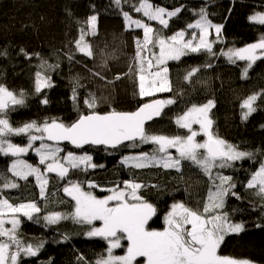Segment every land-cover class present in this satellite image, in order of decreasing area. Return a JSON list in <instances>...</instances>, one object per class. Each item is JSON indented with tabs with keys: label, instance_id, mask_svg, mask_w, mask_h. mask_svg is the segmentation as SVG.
<instances>
[{
	"label": "snow or ice",
	"instance_id": "snow-or-ice-1",
	"mask_svg": "<svg viewBox=\"0 0 264 264\" xmlns=\"http://www.w3.org/2000/svg\"><path fill=\"white\" fill-rule=\"evenodd\" d=\"M113 2L118 8L121 7L122 0ZM124 2L131 5L132 11L142 13L148 21L157 22L161 28L156 29L142 19H133L129 11L121 8L125 30H130L133 26L143 30V39L135 40L133 62L128 72L115 74L112 79L105 75V70L108 69L106 59L102 60L100 65L90 68L89 72L94 81L102 82L101 86L104 88L114 87L115 82L123 76H134L136 95L144 102L135 111H118L111 106L109 96L103 93L97 95L96 92L86 91L81 97L78 89L86 86L80 84L77 79L71 97L74 111L77 112L75 120L65 123L62 119L52 118L41 123L31 121L14 127L8 119V112L15 110V106H25V93L21 91L16 94L0 84V153L16 157L9 171L19 180L28 181L29 177H35L40 199L46 198V186L49 183L47 174L54 173L58 181H63L62 191L74 202V210L67 214L51 212L42 219L47 225L57 224L62 219L89 225V237H100L107 241V255H102L95 264H256L250 259H237L220 254L221 245L227 236H238L247 229L244 222L233 221L231 214L224 210L229 197L243 199L236 191L237 182L232 175H225L217 170L235 169L237 161H255L256 154L240 150L238 145L226 141L216 133L212 118L215 100L208 99L201 104L191 103L175 117V125L178 129L186 130L184 134H154L146 127L149 121L161 116L165 107L176 104V96L182 94L174 86L168 62H179L182 57L193 54L216 57L218 54L213 50L216 41L211 40L210 36L214 30L216 40H219L223 25L212 23L206 9L201 8L198 19L187 24V30L191 31L180 30L166 36L163 29L169 27L171 18L177 17L183 11V6L169 10L154 6L149 0H138L135 4L131 3V0ZM97 21V15H90L83 22L79 37L70 42L74 47L66 53L70 62L75 60L76 53L95 60L93 46L86 37L97 35ZM249 21L264 25V13H254L249 17ZM20 53L26 59L31 60L35 55L41 60L38 68L44 71L38 70L35 73V93L40 94L45 88L52 87L47 71L55 70L59 63L48 64L39 53H28L23 48ZM7 55V50L0 51V56ZM219 55L225 56L230 63L245 61L242 78L246 79L248 70L256 61L264 60V35L257 42L243 48L221 50ZM212 66L210 62L203 65L207 68ZM200 71L201 66L187 69L183 82L189 86L194 85L197 81L193 78ZM164 92L174 95L167 99L154 98L158 93ZM262 96L264 90L252 93L242 101V121H247L257 111L256 102ZM40 103L47 105L49 101L45 96ZM102 103L109 105L108 111L97 110ZM194 125L198 128H194ZM22 135L27 137V144L24 146L12 143L9 139L11 136ZM198 137H203V140H198ZM36 141L40 143L34 148ZM64 142L77 149L88 145L113 150L121 147L139 148L150 144L153 146L151 152L124 156L121 164L134 169L156 167L175 170L183 177L184 162H188L190 167H196L207 177V194L203 203L198 201L196 207L184 202L172 203L163 215L162 230H154L150 221L158 216V209L141 195V190L147 187L159 188V185H147L133 178L105 189L91 180H73L70 176L73 170L87 172L89 168H103L104 165L93 163L92 156L86 153L76 155L68 151L61 156L65 149L60 145ZM33 148L39 157L40 165H44L43 169L19 158ZM171 150H175V155ZM0 181V191L20 186L6 176H0ZM244 187L251 191V195L259 198L261 216L264 217V159H261L259 167L250 173ZM97 188L109 194L98 197L93 192ZM41 211L35 201L14 205L9 199L0 198V238H6L0 239V264H19L21 254L28 257L37 256L43 244L33 246L21 243L16 231L20 220L16 214L20 213L32 220L34 214ZM6 216L10 218L5 219ZM39 219L37 217L35 222H39ZM95 222H100L99 226H96ZM6 224H10L11 228H6ZM255 227L264 228V220L256 223ZM68 239L65 235L64 240ZM125 241L126 244L123 243ZM119 248L125 249L123 255L114 254L113 250Z\"/></svg>",
	"mask_w": 264,
	"mask_h": 264
},
{
	"label": "trees",
	"instance_id": "trees-1",
	"mask_svg": "<svg viewBox=\"0 0 264 264\" xmlns=\"http://www.w3.org/2000/svg\"><path fill=\"white\" fill-rule=\"evenodd\" d=\"M131 3H138V0H131ZM149 3L169 10L183 6V11L170 19L169 27L163 29L166 36L187 30V24L198 19L201 8L206 9L212 23L223 25L219 40H216L214 30L210 36L211 40L216 41L213 44V50L218 54L216 57L193 54L182 57L179 62H168L174 86L182 94L176 96V104L165 107L160 118L147 128L154 134H184L186 130L178 129L175 125V117L191 103L201 104L208 99L215 100L212 118L216 133L226 141L238 145L240 150L256 154L255 161H237L235 169L217 170L225 175H232L237 182L236 191L243 199L229 197L224 210L231 214L233 221L244 222L247 229L238 236H227L221 245L220 254L264 264V228L255 227L256 223L264 220L260 200L244 187L250 173L264 159V96L257 100V111L247 121H242L240 107L246 97L264 90V60H257L244 79L242 71L245 61L230 63L225 56L219 55L221 50L243 48L257 42L264 35V25L249 21L254 13H264V0H149ZM121 8L129 11L133 19H142L156 29L161 28L158 23L148 21L141 13L132 11L131 5L124 0L120 8L113 0H0V51L7 50L8 53L7 56H0V84L16 94L23 91L26 97L25 106H15V110L8 112V119L14 127L31 121L41 123L52 118L62 119L65 123L75 120L77 112L74 111L71 97L77 79L86 86L78 89L81 97L86 91L96 92L97 95L103 93L109 96L111 106L118 111H135L144 102L136 95L134 76H123L115 82L114 87L104 88L101 86L102 82L94 81L89 72L90 68L100 65L104 59L108 65L105 75L109 79L115 74L128 72L135 55V40H142L143 32L125 30ZM90 15L98 17L97 35L86 37L93 46L95 60L76 53L75 60L70 62L66 55L74 47L70 42L79 37V29ZM21 48L28 53H39L48 64L59 63L58 68L47 71L52 87L45 88L40 94L35 93V73L38 70L44 71L38 68L41 60L35 55L31 60L26 59L20 53ZM209 62L213 65L211 68L203 67ZM195 66H201V71L193 78L197 82L189 86L183 82V76L187 69ZM173 95L174 93L166 92L154 98L167 99ZM45 96L49 101L47 105L40 103ZM97 110L108 111L109 105L102 103ZM198 138L203 140V137ZM9 139L19 145L27 143V137L23 135L11 136ZM61 147L67 152L91 155L93 163L104 165L103 168H90L87 172L73 170L70 172L73 180H91L105 189L133 178L147 185H159V188L147 187L141 190V195L158 209V216L150 221L154 230H162L163 215L172 203L184 202L196 207L198 201L203 203L207 194V177L194 166L190 167L188 162H184L183 177L175 170L156 167L134 169L121 164L124 156L151 152L153 146L150 144L116 150L103 147H84L78 150L69 146ZM28 159L37 163V159L31 155ZM12 160L0 153V176L15 180L20 186L0 191V198H7L14 205L35 201L42 209L40 213L34 214L32 220L21 218L16 230L21 243L33 246L42 243L43 246L35 257L21 254L19 264H95L102 255L106 256L107 244L104 240L85 237L89 225L76 224L71 219L47 225L42 219L51 212L67 214L74 210L73 202L62 191L63 181L50 177L46 198L40 199L33 178L24 181L12 176L9 171ZM84 187L87 189L86 184ZM93 192L98 197L108 194L99 188ZM233 209L237 211L233 212ZM37 217L40 218L39 222H35ZM65 235L69 237L67 241L64 240ZM123 243L126 244V241ZM124 252L125 249L120 248L115 253ZM79 257L84 259L80 260Z\"/></svg>",
	"mask_w": 264,
	"mask_h": 264
},
{
	"label": "rangeland",
	"instance_id": "rangeland-1",
	"mask_svg": "<svg viewBox=\"0 0 264 264\" xmlns=\"http://www.w3.org/2000/svg\"><path fill=\"white\" fill-rule=\"evenodd\" d=\"M172 19V18H171ZM150 22H154V23H157V22H155V21H150ZM130 30H133V28L132 29H130ZM136 30H140V29H136ZM142 32H143V30H142ZM164 93H166V92H164ZM159 94H163V93H158L157 95H159ZM194 128H198V126H196V125H194L193 126ZM198 140H200L199 138H197ZM27 140V139H26ZM13 143V142H12ZM39 141H36V143H35V145H34V148L35 147H38L39 146ZM27 144V143H26ZM26 144H24V145H26ZM24 145H21V146H24ZM34 148L32 149V150H30L27 154H25V155H22L21 157H19L20 159H22V160H25L26 162H28L29 164H32L34 167H39V168H41V169H43L44 168V165H40V163H39V157L36 155V153H35V151H34ZM172 151V153H173V155H175V150H171ZM67 153V151H65V152H63V153H61L60 155L61 156H63V155H65ZM3 156H6V155H4L3 153H1ZM76 154V153H75ZM33 156V157H35L36 159H37V163L36 164H34L30 159H28V157L29 156ZM76 155H83V154H76ZM136 155H138V154H136ZM9 157H11L13 160L14 159H16V157H12V156H10V155H8ZM127 156H134L133 154H129V155H127ZM12 160V161H13ZM122 160V159H121ZM11 164H12V162H11ZM11 164H10V168H11ZM124 167H128V166H126V165H123ZM185 166V165H184ZM83 167V166H82ZM130 168V167H129ZM194 168H196V167H194ZM90 169V168H89ZM197 169V168H196ZM198 171H199V169H197ZM48 176H49V181H50V177H56L55 176V174L54 173H49V174H47ZM16 178V177H15ZM29 178H33L34 179V181H35V183H36V180H35V177H29ZM16 179H18V178H16ZM36 185H37V183H36ZM37 187H38V185H37ZM47 187V186H46ZM4 190H10V189H4ZM38 190H39V187H38ZM109 194V193H108ZM107 194V195H108ZM102 198V197H101ZM73 204H74V202H73ZM16 216H17V218L20 220V223H21V218H26V219H28L27 217H25V216H23L22 214H20V213H17L16 214ZM8 218H10L9 216H6L5 217V219H8ZM99 223L100 222H95V225L96 226H99ZM19 226H20V224L18 225V227H17V229L19 228ZM5 227L6 228H11V225L10 224H6L5 225ZM85 237L86 238H88V239H100V240H103V239H101L100 237H89L88 235H87V233H86V235H85ZM0 239H6V238H0ZM105 241V240H104ZM106 242V244H107V241H105ZM120 249V248H119ZM118 249H114L113 251H114V254L115 255H123V254H118V253H115L116 251H117Z\"/></svg>",
	"mask_w": 264,
	"mask_h": 264
},
{
	"label": "water",
	"instance_id": "water-1",
	"mask_svg": "<svg viewBox=\"0 0 264 264\" xmlns=\"http://www.w3.org/2000/svg\"><path fill=\"white\" fill-rule=\"evenodd\" d=\"M159 118H160V117H157V118H155L154 120H157V119H159ZM154 120L149 121L148 124L146 125V127H147L148 125H150L151 123H153ZM48 143H51V142H48ZM60 146H69V147H71V148H73V149L78 150L77 148L73 147L72 145L67 144V142H64V143L61 144ZM85 147H94V148H96V147H103V146H88V145H85ZM110 150H113V149H110Z\"/></svg>",
	"mask_w": 264,
	"mask_h": 264
},
{
	"label": "crops",
	"instance_id": "crops-1",
	"mask_svg": "<svg viewBox=\"0 0 264 264\" xmlns=\"http://www.w3.org/2000/svg\"><path fill=\"white\" fill-rule=\"evenodd\" d=\"M142 14V13H141ZM143 15V14H142ZM146 18V17H145ZM147 19V18H146ZM137 28H135L134 26H133V30H136ZM141 31H142V29H140Z\"/></svg>",
	"mask_w": 264,
	"mask_h": 264
}]
</instances>
